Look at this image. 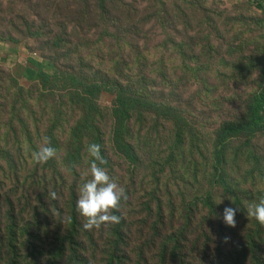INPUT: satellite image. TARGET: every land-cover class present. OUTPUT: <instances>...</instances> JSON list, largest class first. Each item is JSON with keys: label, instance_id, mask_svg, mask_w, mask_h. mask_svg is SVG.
Instances as JSON below:
<instances>
[{"label": "rangeland", "instance_id": "obj_1", "mask_svg": "<svg viewBox=\"0 0 264 264\" xmlns=\"http://www.w3.org/2000/svg\"><path fill=\"white\" fill-rule=\"evenodd\" d=\"M28 68L43 76L30 81ZM263 70L264 0H0L1 230L12 209L22 241L29 228L39 246L65 233L95 143L125 188L124 244L112 252L116 224L85 230L76 210L83 264H264V225L245 208L264 197V135L229 140L215 160L217 133L247 118ZM76 84L101 89L80 143ZM119 93L176 115L133 114L132 161L114 143ZM44 137L56 156L35 163ZM226 206L239 207L234 227Z\"/></svg>", "mask_w": 264, "mask_h": 264}, {"label": "trees", "instance_id": "obj_2", "mask_svg": "<svg viewBox=\"0 0 264 264\" xmlns=\"http://www.w3.org/2000/svg\"><path fill=\"white\" fill-rule=\"evenodd\" d=\"M24 76L30 81H37L43 76V73L36 69L28 68ZM262 77L264 82V70L262 72ZM76 86L78 89L80 86L85 90L79 95L81 106L83 107L84 118L82 124H78L74 131L75 139L80 143L81 137L90 129L89 125L92 114L96 112L93 98L95 94L100 93L101 89L97 86L90 87L78 84H76ZM150 110L162 112L167 116H176L175 113L168 108L160 109L158 106L147 103L140 98L131 99L127 98L122 93L118 94L113 109V117L115 120L114 143L118 151L131 161L134 160V156L132 147L125 143L126 126L132 119L134 113L149 112ZM258 135H264V86L263 89L251 99L247 118L236 123L225 124L217 133L215 145L217 169L223 164L226 143L229 140L241 137L252 139ZM79 154L80 146L75 154L73 153L74 156L71 155L73 156L70 161L71 165L74 163L75 156H79ZM207 204L211 206L209 200ZM115 214L121 217L119 211L115 212ZM123 223L121 217L120 222L116 224L114 229V236L116 237V243L112 247V252L114 253L124 244ZM80 228L78 216L76 210H74L70 217V226L68 230L63 234H58V238H56L54 243L49 247L44 246V244L39 246L33 242L35 233L32 228L27 230L29 240L22 241L24 237V228L19 226L15 213L11 209L7 213V220L3 230L0 228V261L4 259L3 264H26L30 252L33 253L30 257H33L34 261H36L35 264H37L40 259L36 258L38 257L36 254L48 257L50 261L47 264H60L62 260L65 259L69 261V264H83L86 258L82 253V244L79 241ZM38 249L40 250L39 252L36 251ZM116 257V254L111 255L107 264H114Z\"/></svg>", "mask_w": 264, "mask_h": 264}, {"label": "clouds", "instance_id": "obj_3", "mask_svg": "<svg viewBox=\"0 0 264 264\" xmlns=\"http://www.w3.org/2000/svg\"><path fill=\"white\" fill-rule=\"evenodd\" d=\"M87 152L92 159L87 171L80 174V182L76 189V210L84 218L82 227L91 230L99 228L102 224H118L121 217L115 212L119 211L122 200L127 199L125 188L103 167L106 161L100 154L99 144H89ZM55 156L56 149L47 137H44L43 143L31 152V160L35 163H46ZM51 195L54 197L55 193ZM225 198L235 203L231 197H223L216 204H220ZM238 208L231 206L224 208L222 218L226 225L235 226ZM245 208L249 219L254 218L259 224L264 225V197L246 204ZM228 239L229 237H224L225 242Z\"/></svg>", "mask_w": 264, "mask_h": 264}]
</instances>
